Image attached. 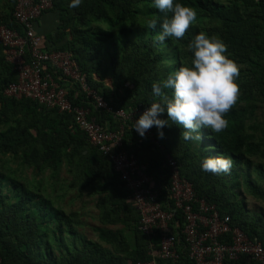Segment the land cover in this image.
<instances>
[{
	"label": "trees",
	"instance_id": "16d2710c",
	"mask_svg": "<svg viewBox=\"0 0 264 264\" xmlns=\"http://www.w3.org/2000/svg\"><path fill=\"white\" fill-rule=\"evenodd\" d=\"M0 27L22 34L12 17L15 0H0ZM71 0H53L50 9L32 23L42 49L70 54L86 75L91 89L115 109L132 113L154 101L152 84L190 66L188 49L195 36L205 32L218 35L228 46L230 58L241 65L240 96L225 116L228 127L220 133L202 129V142L183 139V127L169 121L157 138L160 151L142 139L131 123L125 127L122 149L129 157L147 163L154 175L150 187L159 191L165 203L167 182L163 164L169 155L179 167L198 200L213 204L228 215L232 228L264 246V215L246 207L244 194L264 203V0H174L196 10L197 19L182 39L166 38L153 43L165 18L154 0H82L70 8ZM157 19L155 30L149 21ZM104 25V26H103ZM227 55V54H226ZM174 61V63H169ZM59 73H55L56 77ZM109 77L106 85L104 79ZM97 78V80L94 79ZM56 80V78H55ZM17 81V73L5 60L0 44V259L1 264H132L150 259L149 240L138 229V213L110 159L88 143L71 114L47 109L29 99H13L3 92ZM74 106L86 107L83 95L73 97ZM169 96L172 90H165ZM91 110L89 120L104 129L115 130L119 122L103 110ZM161 119H167V113ZM224 155L234 164L228 174L214 175L202 170L208 156ZM17 162L30 169L33 178L15 176L9 167ZM70 177L69 187L94 196L99 225L91 240L79 227L76 213H66L46 193L37 176L56 174L61 167ZM163 177V178H162ZM175 219L181 226L180 215ZM157 245V238L153 239ZM158 264H192L182 250L179 259Z\"/></svg>",
	"mask_w": 264,
	"mask_h": 264
},
{
	"label": "built area",
	"instance_id": "2783aa9c",
	"mask_svg": "<svg viewBox=\"0 0 264 264\" xmlns=\"http://www.w3.org/2000/svg\"><path fill=\"white\" fill-rule=\"evenodd\" d=\"M52 1L15 0L12 17L22 34L0 27V44L5 60L17 73V81L9 83L3 94L17 100L29 99L47 109L71 114L88 143L110 159L113 170L130 193L139 216L138 229L149 240L150 259L132 264L175 262L182 250L192 264H264V246L256 239H249L238 228H232L229 216L221 215L215 205L198 200L191 184L180 177L179 167L169 155L165 156L163 164L167 169L164 174L167 182H162L166 202H159V191L150 187L155 179L154 175H148L147 163L129 157L122 149L125 127L129 123L134 126L145 109L130 114L113 108L90 88L86 75L70 54L42 49L41 38L35 34L32 23L51 8ZM55 73L59 74L54 77ZM69 87H74V98L80 94L84 96L87 107L72 105ZM89 106L112 114L119 122L118 128L104 129L89 120ZM142 139L163 151L150 130ZM176 214L180 215L181 226L175 219ZM154 238H157V245Z\"/></svg>",
	"mask_w": 264,
	"mask_h": 264
},
{
	"label": "clouds",
	"instance_id": "9594fccd",
	"mask_svg": "<svg viewBox=\"0 0 264 264\" xmlns=\"http://www.w3.org/2000/svg\"><path fill=\"white\" fill-rule=\"evenodd\" d=\"M81 3L82 0H71L69 7L77 8ZM154 6L162 13H172L171 18H165L160 25V32L153 38L154 45H162L168 37L182 39L197 19L195 9L174 4V0H154ZM157 23V19L150 20L149 28L155 30ZM188 49L193 54L190 66H181L152 84L154 101L133 126L140 137L145 138L146 132L156 127L157 138L164 139L162 129L169 126V121L183 127L184 140L194 142H202V129L220 133L228 127L225 116L239 99L237 81L242 66L230 58L228 46L215 34L209 36L200 32ZM168 89L172 90L171 96L165 91ZM165 113L167 119H161ZM233 164L231 157L217 155L204 158L201 167L205 172L220 175L230 173Z\"/></svg>",
	"mask_w": 264,
	"mask_h": 264
},
{
	"label": "rangeland",
	"instance_id": "374dc122",
	"mask_svg": "<svg viewBox=\"0 0 264 264\" xmlns=\"http://www.w3.org/2000/svg\"><path fill=\"white\" fill-rule=\"evenodd\" d=\"M3 5V2H0V7ZM104 26V25H103ZM106 85H109L110 79L107 76L104 79ZM262 109L257 108L256 113L259 116V119L264 118ZM264 163V160H262ZM9 167L14 171L15 176L26 178L31 180L34 176L30 169H22L21 172H17L19 169L17 162H10ZM41 182L43 188L46 189V193L52 199L56 205H61L64 212H73L77 214V217L81 220L82 226L79 227V230L85 229V234L93 241L96 240L92 229L99 225L97 220L98 211L94 207V196L89 195L88 192L79 191L78 187H69L70 177L66 172L64 166L56 173L51 171H45L42 175L37 176ZM246 207L250 210H255L258 213L264 215V203L250 197L248 194H244Z\"/></svg>",
	"mask_w": 264,
	"mask_h": 264
},
{
	"label": "crops",
	"instance_id": "0c3cea01",
	"mask_svg": "<svg viewBox=\"0 0 264 264\" xmlns=\"http://www.w3.org/2000/svg\"><path fill=\"white\" fill-rule=\"evenodd\" d=\"M94 79H95V80H97V78H96V77H94ZM104 83H105V82H104Z\"/></svg>",
	"mask_w": 264,
	"mask_h": 264
}]
</instances>
